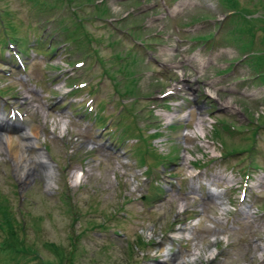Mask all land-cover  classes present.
I'll use <instances>...</instances> for the list:
<instances>
[{"label":"rangeland","instance_id":"obj_1","mask_svg":"<svg viewBox=\"0 0 264 264\" xmlns=\"http://www.w3.org/2000/svg\"><path fill=\"white\" fill-rule=\"evenodd\" d=\"M233 4L0 0V113L40 126L55 174L21 181L3 143L0 196L41 258L58 263L50 241L60 264H264V0Z\"/></svg>","mask_w":264,"mask_h":264},{"label":"bare ground","instance_id":"obj_2","mask_svg":"<svg viewBox=\"0 0 264 264\" xmlns=\"http://www.w3.org/2000/svg\"><path fill=\"white\" fill-rule=\"evenodd\" d=\"M178 85L173 86L179 87ZM40 133V126L31 121L26 114L11 115L10 117L0 113V147L1 144L5 143L9 151L17 150L14 151L12 158H14V165H16L21 181L27 180V177H30L31 173L38 167L45 175L46 185L50 186L55 176L52 167L54 164L42 148L43 143L39 140ZM78 174L76 172L74 175L75 180L78 179ZM161 251H165V248L161 247ZM166 254V260L171 264H190L191 259L177 257L179 261L175 262L177 261V259H174L175 256L172 257V255Z\"/></svg>","mask_w":264,"mask_h":264},{"label":"trees","instance_id":"obj_3","mask_svg":"<svg viewBox=\"0 0 264 264\" xmlns=\"http://www.w3.org/2000/svg\"><path fill=\"white\" fill-rule=\"evenodd\" d=\"M227 1H228V3L230 5H234L233 4L234 0H227ZM95 6L98 9L96 12L99 14V16H102V15L104 16L106 14V9H105L104 6H102V5L101 6L95 5ZM248 12H250V11L248 9H246V8H241V9L239 8V10L237 11V16L242 17L244 22H249V19H248L247 15H246ZM254 19L255 18H251L250 17V21L254 20ZM257 19H259V21L262 20V22H264V19H262V17L261 18H257ZM261 26H262V30H263L262 37H263V41H264V23L261 24ZM65 27L66 26L62 27V29L63 30L65 29V31L68 34L69 38L72 37V39H74V35H73L72 30H69L67 27L66 28ZM209 37H210V35H202V36L198 35L196 38L197 39L199 38V39L206 40ZM15 42L17 44V41H15ZM19 49H20V52H22L23 49H21L20 47H19ZM253 57H255L256 59H258V61H260V63L258 65H261V64L264 65V54H258V55H255ZM246 61H249V60H246ZM258 78L264 81V73H262V72L259 73L258 74ZM128 91H130V90L127 87V89L125 90V93L128 92ZM255 126H256L255 128L258 130L257 126H259V125L256 124ZM159 134H160V132L157 130V131L153 132L150 135V137L157 136ZM215 134L219 135V134H217L216 131H215ZM154 153H156V152H154ZM143 154L144 153H142V158H143ZM156 154L160 155L159 153H156ZM210 160H212V159H209V161ZM161 161L162 160H160V162ZM195 164L199 165V166L200 165H204L205 161H202V160L199 159V160L195 161ZM253 164H254L253 162L250 163L251 167L255 168L254 167L255 165H253ZM147 171H150V170H148V167L146 168L145 172H147ZM142 197L145 198V199L148 198L147 195H144ZM68 210H71L70 206H69ZM71 212H73V211L71 210ZM0 215H1L2 219H3L2 221H0V225H1L0 227L3 230V232H4V236L1 239L2 241H0V253H5V254L8 253V255L10 257H14V256H18V255L20 256V254L22 256H25L26 254H31V256L34 257V259L38 260V264H54L51 261V259L49 260V259L41 258L40 255H38L36 253L37 250L32 248V245L25 244V241H26L24 239V230H25L24 229L25 228L24 220H25V218H23L24 220H21V219H18L15 215H13V213L11 212V208L8 207L6 198H3L2 196H0ZM99 225H100L101 228H105L106 227L102 223L99 224ZM138 243L143 244V245L145 244V242H144V240H143V238L141 236H138ZM45 245L48 246L51 249H54L55 254L57 255V257L59 259L57 264H60L61 262H63V260H65L66 255H65V253L63 251V248L58 247L56 244H54L53 242H50V241L45 243ZM67 258H69V264H72V259L73 258L72 257H67Z\"/></svg>","mask_w":264,"mask_h":264},{"label":"water","instance_id":"obj_4","mask_svg":"<svg viewBox=\"0 0 264 264\" xmlns=\"http://www.w3.org/2000/svg\"><path fill=\"white\" fill-rule=\"evenodd\" d=\"M42 148H43V150H45L44 147H42ZM47 154H48V153H47Z\"/></svg>","mask_w":264,"mask_h":264}]
</instances>
